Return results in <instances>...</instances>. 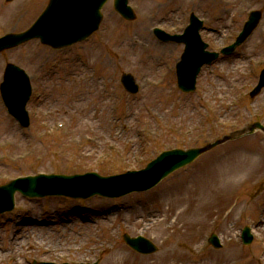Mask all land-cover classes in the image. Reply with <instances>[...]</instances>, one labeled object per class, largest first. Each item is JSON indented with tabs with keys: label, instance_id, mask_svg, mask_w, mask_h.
Instances as JSON below:
<instances>
[{
	"label": "rangeland",
	"instance_id": "1",
	"mask_svg": "<svg viewBox=\"0 0 264 264\" xmlns=\"http://www.w3.org/2000/svg\"><path fill=\"white\" fill-rule=\"evenodd\" d=\"M130 2L136 21L123 20L110 3L100 30L81 45L53 51L32 41L0 55V83L12 63L30 74L34 88L27 130L0 97V187L39 174L119 176L145 169L164 151L230 139L148 192L86 200L17 194L15 209L0 215V257L8 256L0 264H113L116 250L126 259L121 264H264V134L241 137L252 124L264 126V91L249 97L264 69V17L233 56L203 69L192 94L176 84L183 47L149 32L195 12L212 28L204 41L219 52L235 41L250 12L264 11V0ZM46 3L0 0V37L27 30ZM123 74L135 77L139 94L125 91ZM233 175L240 186L228 195ZM245 227L252 230L249 246L241 239ZM66 235L78 240L75 247L83 242L81 258L58 250L57 238L64 236L62 245ZM212 235L221 249L209 244ZM36 236L56 250L31 248ZM125 236L149 239L158 250L141 255Z\"/></svg>",
	"mask_w": 264,
	"mask_h": 264
},
{
	"label": "water",
	"instance_id": "2",
	"mask_svg": "<svg viewBox=\"0 0 264 264\" xmlns=\"http://www.w3.org/2000/svg\"><path fill=\"white\" fill-rule=\"evenodd\" d=\"M108 0H82L76 4L69 0H52L53 4L47 12L41 16L36 25L27 33L7 36L0 40V52L15 48L32 39H41L45 45H50L55 49L70 46L78 41L88 38L99 28L102 20L101 9ZM115 8L124 17L133 19L134 15L127 7V0H115ZM258 14V15H257ZM253 18L248 24L242 38L232 47L223 51L224 55H231L235 49L241 45L256 27L260 14L252 15ZM197 29L191 30V33ZM193 47L192 43L188 45ZM183 57L179 65L178 84L184 92L195 90L196 77L200 70L198 66H193V57L189 59ZM206 58V60H204ZM218 55H205L197 59L204 63H211L217 59ZM197 64V62H196ZM200 62H198V65ZM194 67L193 69L191 67ZM200 66V65H199ZM188 68V71L185 68ZM122 82L129 92H136L134 80L131 76L125 75ZM264 87V73L260 84L254 93L256 95ZM1 93L9 112L23 127H28L29 117L26 112V105L31 96V87L26 75L16 66L8 65L6 68L4 83L1 85ZM259 129L264 132V128L256 124L252 126L251 133ZM228 138L220 140L215 144L208 145L200 149L189 151L174 150L160 155L154 162L141 172H130L126 175L112 178H102L97 174L85 176H38L34 178L20 179L7 186L0 188V213L12 211L14 209V196L20 192L28 197L45 196H68L72 198L87 199L95 195L119 198L133 192H143L156 187L162 180L175 171L193 163L201 155L209 152L218 145L227 141ZM246 233V243L251 237ZM126 240L138 251L152 253L155 248L142 239ZM216 245L217 241L212 240Z\"/></svg>",
	"mask_w": 264,
	"mask_h": 264
},
{
	"label": "bare ground",
	"instance_id": "3",
	"mask_svg": "<svg viewBox=\"0 0 264 264\" xmlns=\"http://www.w3.org/2000/svg\"><path fill=\"white\" fill-rule=\"evenodd\" d=\"M14 2V4L18 1V0H13ZM70 1V3H72V4H76L77 2L79 3V2H81L82 0H69ZM51 3L53 4V2H52V0H47V3L45 4V7H44V9H43V14H45L46 12H47V10L49 9V7L50 6H52L51 5ZM51 8V7H50ZM256 12H255V14L256 13H259V14H262V13H264L263 12V10L262 9H260V10H255ZM41 15H42V13H41ZM258 15V14H257ZM252 18H253V16H249L248 15V18H247V20L248 21H251L252 20ZM98 30V29H97ZM96 30V31H97ZM96 31H94V33L96 32ZM18 36H20V35H18ZM6 38V37H5ZM249 39L248 38H246L245 39V41L244 42H247ZM78 44L77 45H81V44H83L82 43V41H78L77 42ZM44 44V43H43ZM46 46H50V45H47L46 44ZM17 48H19V45L18 46H16ZM50 48H52L53 50H55V51H57L54 47H52V46H50ZM61 50H67V49H69L68 47H62V48H60ZM123 76V75H122ZM125 76V75H124ZM123 76V77H124ZM140 91V90H139ZM0 96H1V101H2V103H3V105H4V108L6 109V111H7V113H9V115H10V117H14L13 115H11V113L9 112V110H8V108H7V106H6V104L4 103V100H3V97H2V93H1V91H0ZM26 109V111H29L28 109H27V107L25 108ZM15 118V117H14ZM219 147V146H218ZM217 147V148H218ZM231 180V179H230ZM240 186V180H238V179H234V175H233V177H232V182H231V185H230V191H229V193H228V195H233V192H234V190H235V188H237V187H239ZM234 189V190H233ZM233 212L234 211H232V213H231V215L233 214ZM181 217V216H180ZM167 221V219H164V221H162V223L160 222V221H158V222H160V224H162L165 228H163V229H160L159 230V232L160 233H164V232H166L167 230H168V226L165 224V222ZM262 223V222H261ZM157 225H159V224H157ZM67 234V233H66ZM65 236V235H64ZM64 236H62L61 237V239L62 238H64ZM67 237H66V240L64 241L65 243L64 244H62V245H60L61 244V239L60 238H57V240H58V243H60V244H58L57 245V247H59L58 248V250H62V249H64V248H67L66 249V251H68V253H71V254H73L74 256L73 257H75V258H81V255H82V251H83V246H84V244H82L83 242H79V246H77V247H75V245H73V244H75V243H78V240H76V238H74L73 239V236L72 235H66ZM36 239H37V244H36V246H35V244L34 243H31L30 244V246H31V248H43L46 252H49L48 254H50V252H52V251H54V249L56 250V248H55V246H54V248L52 249V248H44L39 242L41 241V239H42V241H45L47 238L46 237H41V236H36L35 237ZM46 238V239H45ZM41 241V243H43ZM45 242H47V241H45ZM66 242L68 243V244H66ZM43 244H46V243H43ZM73 245V246H72ZM38 246V247H37ZM59 255H63V254H59ZM1 256V255H0ZM14 256V255H13ZM13 256H11V257H13ZM113 257H116V258H112L113 260H114V262H112L113 264H121L122 262L121 261H123V262H125L126 261V259H123V258H121V256L122 255H120V253L116 250V251H114V254L112 255ZM8 256L6 255V256H3V257H0V262H2V261H4L5 262V260L6 259H8L7 258ZM116 262V263H115ZM81 264H84V263H81Z\"/></svg>",
	"mask_w": 264,
	"mask_h": 264
}]
</instances>
